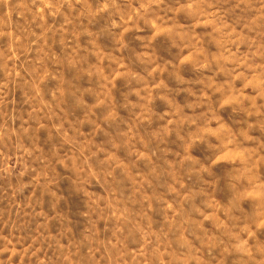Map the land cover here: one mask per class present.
Wrapping results in <instances>:
<instances>
[{"label": "rangeland", "instance_id": "1", "mask_svg": "<svg viewBox=\"0 0 264 264\" xmlns=\"http://www.w3.org/2000/svg\"><path fill=\"white\" fill-rule=\"evenodd\" d=\"M0 264H264V0H0Z\"/></svg>", "mask_w": 264, "mask_h": 264}]
</instances>
